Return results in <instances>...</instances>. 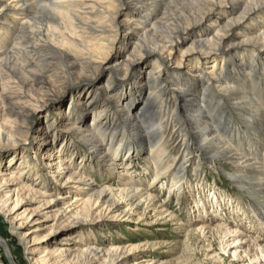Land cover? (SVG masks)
<instances>
[{
    "label": "bare ground",
    "instance_id": "1",
    "mask_svg": "<svg viewBox=\"0 0 264 264\" xmlns=\"http://www.w3.org/2000/svg\"><path fill=\"white\" fill-rule=\"evenodd\" d=\"M111 1L9 0L0 6V70L13 64L26 75L23 81L4 80L0 71V140L11 141L15 130L26 132L28 128L23 126L36 116L34 100L28 95L30 88L25 92L21 87L37 85L44 88L49 80L62 81L66 74L94 76L77 88L76 92L83 95L68 112L58 110L55 114L58 120L66 118L67 130L85 142L89 150L86 159L97 162L100 172L114 179L102 189H94L98 183L86 179L81 174L85 170L78 172L79 168L74 166L73 157L80 151L68 146L67 138L63 139L60 133V125L52 121L35 132L33 143L21 147L20 162L25 168L19 180L12 172L16 160H7L13 154L0 167V186H4L0 190V214L8 208L13 215L21 207L22 203L17 204L21 194L30 195L33 199L29 202L35 201L36 197L44 198L38 201L50 209L62 202L64 205L57 214H73L67 226L71 229L82 223L78 214L85 215L89 211L84 206L93 198L96 206L99 201L106 203L117 196L119 200L112 205L117 208L121 199L126 200L122 212L129 218L138 214L139 218L141 214L136 212L137 209L144 204L143 209L156 197L140 183V176L147 172L151 183L161 176L168 177L166 186L171 190L172 198L187 197L188 192L202 187L204 179L201 172L198 180L191 182L187 179L184 162L168 163V147L162 144V136L167 126L174 122L186 140L184 151L187 154L198 152L201 163L207 161H201V156L210 159L209 164L217 163L213 159L229 161L230 170L237 167L231 176L234 184L246 189L252 199H248L249 210L242 211L238 205L234 208L231 199L223 198L222 202H226L224 206L220 205V195L214 191L210 195L216 202L206 203L205 199L198 198L188 205L184 219L188 224L173 212L163 210L161 204L160 209H153L157 211L154 213L156 221H172L189 232L195 220L193 214L199 212L203 220L196 228L211 233L213 230L208 221L218 215L227 216V210L231 208L239 212L236 216L242 218L248 228L264 234V0H118L121 5L130 6L134 2L137 7H129V11L125 8L122 20L118 19L120 12L109 7ZM177 2H180L179 8L175 5ZM169 5L176 9L171 10ZM5 14L11 16L5 19L9 21L5 23L6 27L3 24ZM38 15L47 17L45 25H36V20H40ZM108 21L114 25L109 40L103 32ZM119 36L120 48L111 61L103 49L112 48ZM185 39L189 45L173 63V55L180 45H185ZM186 53L194 54V63L192 61L183 73L179 60ZM202 63L204 66L199 68L198 64ZM57 64L62 67L58 68ZM126 65L133 71L129 70L128 74L133 73V76L131 82L124 83L130 89L125 87L124 90L113 83V77L122 71L120 66ZM99 70L109 72L104 74L106 82L102 88L95 86ZM205 70L207 75L202 76ZM193 71L200 77H192ZM123 82L120 79V85ZM49 97L53 100V96ZM104 99L113 106L114 116L109 120L105 118L108 112L103 107ZM163 112L170 113L171 117L162 118ZM121 119L122 123L119 122ZM128 129L132 134H128ZM197 137L205 142V146L193 142ZM59 139L62 147L57 150L54 146L52 154L37 157L30 153L29 149L44 152ZM114 146L116 149L111 151ZM145 147H148L146 153L143 152ZM140 155L142 160H136L141 158ZM79 157L85 158V155ZM133 162L136 168L133 178L124 168L118 176L113 171L120 164L126 169L132 168ZM43 166L53 170L50 175L53 181H36ZM88 166L91 168L92 165ZM200 167L202 171L205 166L197 164L195 168ZM26 181L40 189L30 187ZM67 185L74 191L55 192ZM69 192L75 194L69 196ZM87 193L88 197L83 199L82 195ZM68 197H72L71 200ZM7 203L13 205L4 210ZM18 215H13L16 220L11 219L9 232L18 237L22 252L31 255L28 264H113L137 248L121 242L115 244L111 239H100V245L90 244L87 239L77 242L74 234L60 238L65 242L53 247L50 243L66 230L60 228L54 232V223H49L50 215L45 214L42 219L29 215L30 225L28 220L20 221L23 218ZM222 224L219 221L215 226L225 235L243 232L229 218L228 223H224L225 229ZM47 228L51 229L33 239L38 231ZM117 236L125 238L119 233ZM239 238H235L237 242L242 241ZM0 245L10 263L17 264L9 244L1 236ZM150 261L154 262L153 259ZM0 264H4L1 255Z\"/></svg>",
    "mask_w": 264,
    "mask_h": 264
},
{
    "label": "rangeland",
    "instance_id": "2",
    "mask_svg": "<svg viewBox=\"0 0 264 264\" xmlns=\"http://www.w3.org/2000/svg\"><path fill=\"white\" fill-rule=\"evenodd\" d=\"M9 0H0V6ZM180 2H177L175 5L179 8ZM109 7L114 9V11H119L120 14L118 16V19L122 20L125 18V12L126 9L129 11V7L131 9H136V3L132 2V4L129 6L127 5H121L120 1L118 0H112L109 4ZM126 8V9H125ZM169 8H171V5H169ZM175 7H172L171 10H175ZM170 12V11H169ZM168 12V14H169ZM172 12V11H171ZM159 15V14H158ZM8 14L3 15V24L6 27L9 21H6L5 19H10L11 16H8ZM40 17V20H36V25H45L46 16L44 15H38ZM6 21V22H5ZM15 21H21L20 19H15ZM111 22L108 21L107 25L103 29L105 38L111 39V35L114 32V25ZM11 28V27H9ZM119 39L120 36L116 39V44L112 46V48L103 49V51L108 55L109 60L114 61V58L112 59V56L116 54V52L119 50ZM185 45H180V49L174 53L173 55V63L176 62L175 60L177 58L181 57V51H184V49L189 45V42H187V39L184 40ZM181 44V43H180ZM245 44V43H243ZM122 50V49H121ZM107 51V52H106ZM103 52V53H104ZM114 52V53H113ZM190 53H186L185 56H183L179 62H181L180 65L183 67V73L187 71L186 67H188L192 61H193V55H189ZM111 57V58H110ZM101 59L98 58V62H100ZM194 63V61H193ZM199 68L204 66V63L198 64ZM58 68H61V64L56 65ZM7 67V68H6ZM5 68L3 67L0 71L1 74L4 75V80L11 79L12 81H23L26 77V75L21 71L18 65L8 64ZM119 66H116L115 68H118ZM122 68V71L119 73H116V77H113V83H117L120 89H130V87L126 86L124 83H129L132 81V74L129 73V70L131 72L132 69H129L128 66H120ZM143 69L142 71H144ZM202 74V76H206L205 73ZM109 73L108 71H98L97 77L98 79L95 80L96 87L102 88L103 85L106 82V76L104 74ZM189 73V72H188ZM191 73V72H190ZM196 72H192V77H200L196 76ZM112 75V74H110ZM94 76H88L80 73H73L71 75L66 74L64 76V79L62 81H53L51 82L49 80V83L47 84V87L41 88L37 85L31 86H25L21 87L22 91H27L29 89V97L34 100V107L37 109L36 116L33 121L29 124H25L23 128H28L26 132H23L22 130H15V137L11 141H5L0 140V160L1 164L0 167L4 164V160L8 156H11V158H7V160L12 159V161L16 160V164L13 166L12 172L14 174V177L19 180L22 175H24L23 166L24 164L21 161L22 158H20V151L21 147H24L27 143H33L36 139H33V136L35 132L41 131L48 123H51L52 121L56 125H60V133L63 135L62 138H67L68 146L75 147L77 150L80 151L79 154L75 155L73 157V163L75 164L76 168L78 169V172H80V169H84L85 171H81V174L86 177V179H89L92 182L98 183V185L94 188L97 190L102 189V187L106 183H113L114 179L110 178V175L107 173L100 172V167L97 168V162L95 161H89L87 160L89 157L88 148L84 141L74 137L72 131L67 130L68 124H66L67 119L63 118L62 120H58L59 118L56 117L55 112L56 111H63V113H66L70 110L73 103H76L78 99H80L81 95L83 93L76 92L77 88L87 84V82ZM111 77V76H110ZM144 77V75H143ZM120 79H122L124 82L120 85ZM51 82V83H50ZM61 82V84H60ZM91 84V83H90ZM116 85V84H115ZM51 88H50V87ZM117 86V85H116ZM123 86V87H122ZM126 87V88H125ZM32 88V89H31ZM98 90V89H97ZM103 94V92H102ZM53 96V100L50 101V97ZM102 96V95H100ZM57 106V107H56ZM106 108L105 118L112 119L114 116L113 113V106L112 103H108L104 99V106ZM174 108V107H173ZM168 111V110H166ZM162 118L171 117L170 113L163 112ZM1 116H0V124H1ZM109 120V119H108ZM122 119L119 121L121 122ZM122 123V122H121ZM5 129H9L6 126L3 125ZM129 130V129H128ZM50 134V133H49ZM128 134H132V130L128 131ZM57 138V137H56ZM163 141L162 144L166 145L168 147V163H172L173 165H177L180 162H184L185 169L188 170V180L191 182H194L195 180H198V175L203 174V185L202 187L197 188L193 192H188L187 197L181 198L179 200L172 198L173 194L171 190H168V187L166 186V183L168 182V177H162L158 179L155 183H151V177L150 173H145V175L141 179L142 187L153 193L155 195V199L153 202H150L149 204H152L150 206L149 204L145 206L143 209L141 206L140 209H137V213L141 214L138 218V214L133 215L132 217H128V215L122 210L126 207V200L121 199V203L119 207L115 208L114 205H112L114 202L118 201L119 198L117 196H113L110 200H108L106 203L103 201H99L96 206H94L95 199L93 198L91 200L90 204H86L84 207L89 210L85 215L78 214L79 217L83 219L81 224H78L76 227H72L71 229L67 228V226L70 223V218H72L73 214H65L60 215L57 214V211L60 207H62L64 204L59 203L56 204L52 209L46 208L44 202H39L38 200L44 199L36 197L35 201L29 202V200L33 199L30 195L26 196L24 194H21L19 197V202L17 204H21V207L16 211H14L15 215H18L20 218V221H27L29 222L28 216L32 215V218H44L45 214L50 215V221L49 223L53 224V231L58 232V230L61 228H64V233L61 235L59 234L54 242H51L50 245L54 247V245L60 244V242L64 243L65 240L60 239L63 237H67L69 235H75V238L78 239L77 242L83 241L85 239L88 240V242H91L90 244L93 245H100L98 244L100 239H111L114 240L113 243L121 242L123 245L131 244L135 245L137 248L131 249L133 252H130L127 254V257L122 260H116L113 264H122L125 261L126 264H132L133 262H138V264H264V234L261 232H256L252 230V228H248L247 225L244 224L243 220L239 219L240 217H237L236 215L239 214V212L234 209L227 211V217L218 215L217 217H212L211 220L208 221L209 227L213 230L211 233H206V230L200 231L199 228H196L198 225L202 223V217H200V213L196 212L193 214V218L195 219L192 223L191 230L187 232L182 226L179 227L176 224H174L172 221H167L162 223L161 220H157L154 218L153 209H160V204L163 206V210H166L167 212H173L178 218L184 219L186 218V213L188 211V205L191 204V202L196 201L198 198L205 199L206 203H209L210 201L216 202V199L213 200L212 194L214 191H216L219 196V204L224 206L222 202V199H231L233 202V205L236 208V205L238 207H241L242 211L249 210L247 208L249 205V200L251 201V197L247 195L246 189H242L237 187L233 180H232V174L234 173V170L237 167H234L230 170L229 161H218V159H213V161L217 162L215 164H209L210 159H206L207 157L201 156L199 157L201 161L207 160L204 163H201L198 161V152L196 153H186L184 151V143L186 142L185 139H183V136L178 131V127L174 124V122H171L170 125L167 126L166 131L163 133ZM48 139V137H47ZM73 139V140H72ZM51 140V139H50ZM72 142V143H71ZM193 142H199V146H205L204 141H200L197 137L196 139H193ZM60 139L57 140L55 143H52V146L47 148L44 152H40L39 149H29L31 150V154L33 152L34 156L41 157L42 155H48L52 154L55 148L57 150L60 149L59 146ZM32 147V145H31ZM53 147V148H52ZM123 144L118 146V149L116 150L119 152V148H122ZM26 148V147H24ZM115 146L111 148L112 150H115ZM148 147H145L143 149V152H147ZM122 152L125 153L126 151ZM206 151H203V153ZM40 153V154H39ZM80 155H85V158L79 157ZM88 156V157H87ZM141 158H138L136 160H142V155H140ZM87 158V159H86ZM116 160V157H114ZM118 159V158H117ZM82 161V162H80ZM120 162V161H119ZM142 162V161H141ZM20 165H19V164ZM88 164L92 165L91 168L88 166ZM197 164H204L205 167H201L199 169H196ZM140 165V162H139ZM31 166V165H30ZM132 168H125L124 164H120L118 168L113 170L115 174L118 176V172L120 169L124 168L127 170L128 174L132 176L133 178V171L135 168V162L132 164ZM104 169V168H103ZM92 170V171H91ZM52 169H47L44 166L41 167L39 171V178L36 180L37 182L46 181L50 182L53 181L52 178H50V175H52ZM130 172V173H129ZM202 172V174H201ZM179 173L178 175H180ZM101 175V176H100ZM43 176V177H42ZM44 178V179H43ZM112 179V180H110ZM165 183H164V182ZM159 182V183H158ZM29 184L30 187L37 186L29 181H26L25 184ZM151 183V184H150ZM163 183V184H162ZM161 184V185H160ZM40 186V185H39ZM149 186V187H148ZM162 186V187H161ZM159 187L158 189H156ZM4 186H0V190H3ZM71 188V189H70ZM176 188V185H175ZM212 189V190H211ZM66 190H72L71 185H67V187H61L59 190H56V193H65ZM174 190V185H173ZM54 192V193H55ZM4 193L1 192V194ZM75 194L74 192H69V196H72ZM88 194L82 195L84 198L88 197ZM202 195V196H201ZM247 195V196H246ZM108 196H106L104 199H106ZM72 197H68V200H71ZM249 199V200H248ZM24 202V203H23ZM118 203V202H117ZM9 204H5L4 210L7 208ZM13 204H10L9 207H11ZM238 209V208H237ZM52 210L51 212H48ZM238 212V213H237ZM18 213V214H17ZM229 213V214H228ZM260 213V212H259ZM9 209L7 208L6 211L3 212V214H0V236L5 239V241L9 244L13 255V259L17 264H28V258L31 256L30 254H25L22 252L23 247L19 244L18 237L16 235H12L9 232L10 229V221L13 217L12 214H10ZM6 215V217L4 216ZM236 216V217H235ZM31 218V219H32ZM69 218V219H67ZM221 218V219H220ZM228 218L230 220L235 221L236 224H238V227L240 231H243L242 233H230L228 235H225L221 233L220 230L217 229L215 225L219 221H221L223 224L222 228H224L225 224L228 223ZM30 219V220H31ZM130 219V220H129ZM14 220H16L14 218ZM17 220V221H19ZM26 223V224H27ZM31 222H29L30 225ZM185 224H188V221H184ZM225 223V224H224ZM240 223V224H239ZM257 224V223H256ZM261 224V223H259ZM262 225V224H261ZM66 227V228H65ZM189 227V228H190ZM27 227H25L26 229ZM52 228V227H51ZM51 228L42 229L38 231L33 239L35 237H38L43 232L50 230ZM225 229V228H224ZM63 230V229H62ZM63 232V231H61ZM123 235L125 238L120 239L117 234ZM236 237H240L242 241H238L235 239ZM120 240V241H118ZM146 242L149 243L146 245ZM61 243V244H62ZM129 248V247H128ZM2 253V254H1ZM23 253V254H22ZM0 255L1 259L3 260L4 264H11L10 260L6 256L4 252V248L2 245H0ZM153 259L154 262H151L150 260ZM150 261V262H149Z\"/></svg>",
    "mask_w": 264,
    "mask_h": 264
}]
</instances>
